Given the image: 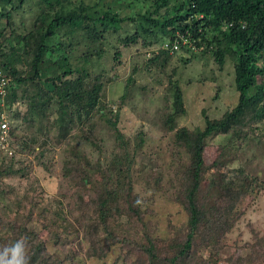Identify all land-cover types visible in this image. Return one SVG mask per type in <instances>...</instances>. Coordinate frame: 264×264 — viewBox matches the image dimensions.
<instances>
[{
	"label": "trees",
	"instance_id": "trees-1",
	"mask_svg": "<svg viewBox=\"0 0 264 264\" xmlns=\"http://www.w3.org/2000/svg\"><path fill=\"white\" fill-rule=\"evenodd\" d=\"M31 3L35 6L34 19L17 24L15 12L24 11V7ZM99 6L87 4L84 0H0V68L10 79L5 110L9 111L19 101H25L29 108L28 123L33 124L42 120L56 105L53 128L61 133V139L71 134L74 128H79L81 132H88L79 137L85 138L92 146H95L92 141L95 115L113 132L116 146L124 152L115 156L106 170L85 161V166L99 173L103 182L98 189V198L92 201L97 213L94 225L85 227L96 242H101V236L109 238L111 233L99 226H108L114 215L129 211L131 200L135 201L130 174L134 158L129 156L127 142L117 126L119 111L107 110V105L101 103L103 83L99 74H90L88 64L102 57V44L111 35L116 38L110 42L118 46L113 56L116 61L121 54L119 47L125 49L140 44L147 50L157 46V49L149 50L151 57L147 62L164 67L170 55L176 53L170 54L162 49V45L171 44L178 34L191 44L181 48L182 53L189 55L188 59L181 60L184 64L198 56L210 55L221 69L229 58L239 95L233 109L219 119L204 115L202 130L178 128L177 120L186 115V110L182 91L175 84L173 103L163 121L164 132L174 133L175 147L183 149L189 158L182 167L183 172H180L185 182L186 232L182 241H170L160 250L151 239H146L145 252L150 264H159L157 254L160 253L166 256L163 260L168 264H189L187 262H192L193 256H197L194 248L221 245L243 214L240 204L247 196L260 190L241 168L226 173L222 171L230 161L229 153L222 148L212 164L215 172L209 178V189L216 193L217 200L206 198L208 195L199 197L203 176L208 170L203 154L209 138L238 132L253 123L259 125L252 132L259 137L263 134L264 0H110L103 7ZM197 14L203 15V19L198 20ZM230 22L234 23L233 27L224 29V24ZM83 43L85 47L80 51ZM76 54L83 60L74 63ZM19 116L18 112L14 113L16 119ZM139 142L141 145L144 142L142 137H139ZM8 159V165H3V161L0 163V177H12L22 170L14 169V157ZM86 170L84 167L79 170V185L83 186L89 180ZM81 172H84V177ZM12 206L23 209L21 202ZM53 214L54 219L52 216L50 220L42 218L45 229L55 227L63 235L69 233L66 228H71L70 224L60 217V211ZM92 228L95 233L91 232ZM1 229L9 231L13 239L3 236L0 231V248L22 238L28 239L29 264H69L68 261L50 258L43 241L31 227L16 225L0 217ZM251 247L254 252L248 259H257L258 263L264 264V236L256 239ZM99 257L104 259L105 254ZM200 262L204 263L203 258ZM213 264L217 263L214 261Z\"/></svg>",
	"mask_w": 264,
	"mask_h": 264
},
{
	"label": "rangeland",
	"instance_id": "rangeland-1",
	"mask_svg": "<svg viewBox=\"0 0 264 264\" xmlns=\"http://www.w3.org/2000/svg\"><path fill=\"white\" fill-rule=\"evenodd\" d=\"M84 1L103 7L110 0ZM30 5H26L24 11L15 12L17 24L34 19L35 6ZM115 38V35L108 36L102 44V57L87 66L90 74L93 72L101 77V103L107 105V110L119 111L117 126L125 137L129 156L134 158L130 174L135 201L131 200L129 211L114 215L108 226H99L103 231H109L111 237L100 235L102 241L96 242L94 236L85 230L87 224L94 225L97 213L92 201L98 198V189L103 183L101 175L90 171L85 161L106 170L111 160L124 152L116 146L113 132L105 122L94 116L96 124L92 141L95 146H92L85 138L79 137L88 134L79 128H74L71 134L61 139V133L53 128L56 105L42 120L33 124L28 123L29 108L25 101H19L18 105L5 111L13 136L10 135L11 154L0 151V163L3 161V165H8V158L14 157V169L22 170L12 177H0V217L16 225L31 227L43 241L50 258L69 264L72 261L74 264H150L145 252L146 239H151L158 250L167 247L170 241H182L187 212L183 202L185 182L180 172L189 158L183 149L175 147L174 133L166 134L163 130V121L173 103L174 88L178 85L181 89L186 110V115L177 120V127L190 131L204 128V115L219 119L238 103L233 64L229 58L221 69L210 55L198 56L184 64L181 60L188 59L189 55L179 51L170 55L161 67L147 62L151 57L149 50L157 49V46L146 50L137 44L125 49L119 47L121 54L116 61L113 56L118 46L110 42ZM84 47L83 43L80 51ZM74 58V63L83 60L79 54ZM15 112L20 114L18 119L14 117ZM258 125L253 123L238 132L208 139L203 154L208 170L203 176L199 197L208 195L206 198L217 200L216 193L209 189V178L215 172L212 164L222 148L229 153L230 160L222 171L226 173L241 168L260 190L240 204L243 214L221 245L194 248L197 256L187 263L200 264L203 258L201 264H213L214 261L217 264H260L257 259H248L254 252L251 245L264 236V129L262 137L252 132ZM139 137L144 140L142 145ZM82 167L87 168L90 175L83 186L78 184ZM16 202H21L23 209L19 210ZM56 211H60V217L69 222L71 228H66L69 233L63 235L55 227L45 229L43 220H50L51 216L54 219ZM0 231L3 236L13 239L9 231ZM91 232L95 233V229L92 228ZM58 234H62L60 238H57ZM24 240L28 251V239ZM103 254L104 259L99 257ZM157 255L159 264H168L163 260L166 256Z\"/></svg>",
	"mask_w": 264,
	"mask_h": 264
},
{
	"label": "built area",
	"instance_id": "built-area-1",
	"mask_svg": "<svg viewBox=\"0 0 264 264\" xmlns=\"http://www.w3.org/2000/svg\"><path fill=\"white\" fill-rule=\"evenodd\" d=\"M188 42L186 39L179 35L177 40L171 45L170 51H178L181 45H186ZM164 48H168V45H164ZM10 83V79L6 76L2 68H0V151L4 154H11L10 152V127L5 116V97L7 96V88Z\"/></svg>",
	"mask_w": 264,
	"mask_h": 264
},
{
	"label": "clouds",
	"instance_id": "clouds-1",
	"mask_svg": "<svg viewBox=\"0 0 264 264\" xmlns=\"http://www.w3.org/2000/svg\"><path fill=\"white\" fill-rule=\"evenodd\" d=\"M195 17L198 20H202L203 19V15H200V14H197V16H195ZM233 25H234L233 22L225 23L224 24V29H227V28H230V27L232 28ZM239 25L244 27L243 23H241V22H239ZM179 35L180 34H178L176 36L175 41L177 40V37ZM181 36H183V35H181ZM185 39L188 42V39L187 38H185ZM175 41H173L171 44L164 43L162 45V49H166V48H164V45H168V48L166 50H168L170 54H173V53H178L179 51H181V48L183 46H191V44L188 42V44H186V45H181L180 49L178 51L171 52L169 47H171V45ZM0 264H29V257H28V254H27L26 241L24 239H20V240L16 241L15 243H13L10 246H5L3 248H0Z\"/></svg>",
	"mask_w": 264,
	"mask_h": 264
}]
</instances>
